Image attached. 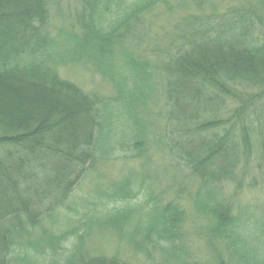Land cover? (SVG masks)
<instances>
[{"label": "trees", "instance_id": "1", "mask_svg": "<svg viewBox=\"0 0 264 264\" xmlns=\"http://www.w3.org/2000/svg\"><path fill=\"white\" fill-rule=\"evenodd\" d=\"M60 1L0 0V264L29 248L24 264H132L89 250L92 226L142 264H264L263 217L231 203L264 191V0H77L74 33H53ZM60 67L97 76L104 92ZM126 135L131 158L152 146L169 157L172 184L186 171L194 190L141 202L132 185L145 177L132 170L136 182L112 185L104 211H72L73 192L118 158ZM72 212L87 221L71 227ZM194 217L204 220L191 235L199 249ZM55 218L58 236L35 233Z\"/></svg>", "mask_w": 264, "mask_h": 264}, {"label": "rangeland", "instance_id": "2", "mask_svg": "<svg viewBox=\"0 0 264 264\" xmlns=\"http://www.w3.org/2000/svg\"><path fill=\"white\" fill-rule=\"evenodd\" d=\"M131 1V0H130ZM77 0H61L60 5H58L52 11L51 21L49 23L48 29L52 32L63 31L66 33H74V28L77 26L74 23V10L76 8ZM164 23L163 21H161ZM166 25V31L170 28L168 24ZM158 42L162 43L163 36L159 33L157 36ZM61 77L67 81L75 82L77 85L82 86L85 89H98L101 88V91L104 92L105 82L100 81L97 76L86 75L84 80H82L81 70H79V74L76 73V68L74 67H60ZM159 109L164 111L163 102L160 101ZM154 113L159 112L157 108H152ZM158 115H160L158 113ZM156 116V115H155ZM161 116V115H160ZM159 116V117H160ZM156 117L155 122L160 121V118ZM164 120L159 123L161 126L164 125ZM160 128V127H159ZM159 128L153 131V136L150 137V140H154L155 135L159 133ZM130 138L129 135H126L122 140V152H117V159H112L109 162H103L100 166L97 167L95 172H91L82 183L76 188L70 197V205L71 210H81V209H96L97 211H104L106 208L104 204L107 202V195L112 194V185H115L127 178L135 180V178L131 177L129 173L133 170L136 173L142 174L144 178L143 185L133 184L132 191L133 196L136 197L137 200L144 202L147 200V194L151 193L153 196L158 195V191L167 190V193L170 197H172L175 192L179 189L177 186L187 185V192L183 195V199L187 194L191 192V190L195 188V183L190 184L188 174L186 171L181 172L177 175V182L175 185L172 184V177H169L172 173L163 172L164 166H168L169 157L162 155L159 152L154 151L155 148L152 146L149 147L148 151V159H136L131 158L133 155H136V152L133 149V145L129 143ZM145 161H148L147 165L144 164ZM193 192V191H192ZM168 199V198H167ZM232 204H234V213L239 209V207L243 204H248L251 207V210L256 213V215L263 217L264 219V207L259 204H264V191H255L253 193H242L239 196L232 198ZM102 204V206H101ZM114 204H109L108 208H112ZM116 206H120V204H116ZM131 207H134L132 205ZM70 218V226L80 224L81 222L85 223L87 220L81 218L79 216L74 217V212L68 215ZM61 219V218H58ZM57 218H55L56 225L52 224H42V226L35 230V233L39 234L40 230L45 228L46 230H50L56 236L59 235L58 231H61L63 227V220H59L56 223ZM65 220V219H64ZM200 225H204V220L201 218H192L189 224V232L190 240L195 248H201V243L198 238H194L191 236L194 231V227H198ZM54 225V226H53ZM92 233L86 239V245L92 252L95 253H104L107 255H112L114 252H119L124 258L128 259L132 264H142L143 261L139 259L137 255L134 254L132 249L125 244L123 241L119 240L118 235L115 233L110 234L107 231L101 230L96 226H92ZM110 235V236H109ZM32 240V239H31ZM74 242V238L72 239ZM62 248H69V244L63 242L61 245ZM30 250V251H29ZM29 250H20L18 252V256L20 258L13 259L10 264H24L21 260L25 261L31 260L33 258V252L31 248ZM60 251V250H58ZM262 258L264 256V252L262 251Z\"/></svg>", "mask_w": 264, "mask_h": 264}]
</instances>
